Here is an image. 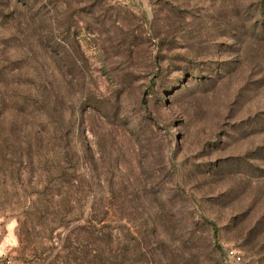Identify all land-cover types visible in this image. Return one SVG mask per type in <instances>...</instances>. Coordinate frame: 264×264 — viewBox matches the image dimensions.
Instances as JSON below:
<instances>
[{
    "label": "rangeland",
    "instance_id": "obj_1",
    "mask_svg": "<svg viewBox=\"0 0 264 264\" xmlns=\"http://www.w3.org/2000/svg\"><path fill=\"white\" fill-rule=\"evenodd\" d=\"M95 202L137 264H264V0H0V264H92Z\"/></svg>",
    "mask_w": 264,
    "mask_h": 264
},
{
    "label": "trees",
    "instance_id": "obj_2",
    "mask_svg": "<svg viewBox=\"0 0 264 264\" xmlns=\"http://www.w3.org/2000/svg\"><path fill=\"white\" fill-rule=\"evenodd\" d=\"M47 126L49 125L47 124ZM61 148L62 153L60 152L56 157L59 163L60 159H62V162L61 165H59L55 170V172H57L55 176L60 178V182L51 186V190L56 189V192L53 194L59 196L61 200H58L57 202L54 200H45L44 202L45 222L49 221L52 225H55V228L48 230L50 237L48 236L47 240L51 239L53 232L57 229L68 228V225H65V220L68 219L72 211L79 210L82 215L85 214V205L81 204V201L77 199V196L79 193H83L84 186L87 188L92 186L91 183L84 185V183L79 180L78 173L80 170L77 166V163L75 162V154L71 151L69 141H64V145ZM55 208H62L63 213H54L53 210ZM89 210V214L92 215L88 221L91 228L88 230H81L80 233L84 234L87 231L89 238H91L94 242L95 253L94 255H91V263L116 264L115 261L121 260L122 264H130V261L134 264L141 252L139 249L141 247L139 240L136 237L132 238L133 244L131 245L133 246L127 250L123 245V237L118 236V239H116V236L113 233V228L111 225L112 220L110 218L111 212L108 211L106 204L103 202H95V204L91 206ZM46 230L47 229L45 228V231ZM80 233H78L79 237H81ZM73 236L74 233L69 232V234L64 238V242L70 244L74 241V239H76ZM80 239L82 240V238ZM113 243L116 244L115 253L113 251ZM132 255L133 258L135 257L133 261L131 258H127L128 256L132 257ZM137 263L138 262L135 264Z\"/></svg>",
    "mask_w": 264,
    "mask_h": 264
},
{
    "label": "built area",
    "instance_id": "obj_3",
    "mask_svg": "<svg viewBox=\"0 0 264 264\" xmlns=\"http://www.w3.org/2000/svg\"><path fill=\"white\" fill-rule=\"evenodd\" d=\"M233 259L237 260V261H241V258L239 256H233Z\"/></svg>",
    "mask_w": 264,
    "mask_h": 264
}]
</instances>
